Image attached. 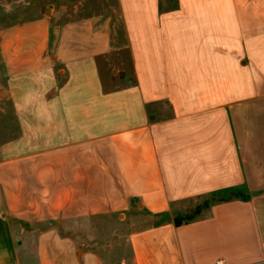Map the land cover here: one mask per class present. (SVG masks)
I'll list each match as a JSON object with an SVG mask.
<instances>
[{
    "label": "crops",
    "instance_id": "0c3cea01",
    "mask_svg": "<svg viewBox=\"0 0 264 264\" xmlns=\"http://www.w3.org/2000/svg\"><path fill=\"white\" fill-rule=\"evenodd\" d=\"M106 2L0 31L19 120L0 145V264H22L12 225L33 264H106L57 223L158 221L237 189L251 197L131 231L132 264H264V0Z\"/></svg>",
    "mask_w": 264,
    "mask_h": 264
},
{
    "label": "rangeland",
    "instance_id": "374dc122",
    "mask_svg": "<svg viewBox=\"0 0 264 264\" xmlns=\"http://www.w3.org/2000/svg\"><path fill=\"white\" fill-rule=\"evenodd\" d=\"M108 8L106 0H0V31L41 15L56 14L59 22H65L104 13ZM117 22L119 24V21ZM1 59L0 54V94L6 89V73L5 68L1 66ZM119 69L122 71V67ZM121 74L123 75V72ZM18 122L10 101L0 100V145L15 135ZM194 203L187 202L183 208L193 206ZM179 208L181 205L176 207L177 210ZM156 221L157 218L133 209L125 216L102 215L73 221L62 220L57 225L63 234L72 235L77 244L98 248L105 257L106 264H132L131 250L127 242L128 234ZM11 229L22 264H33L36 237L26 231H20L17 226L12 225Z\"/></svg>",
    "mask_w": 264,
    "mask_h": 264
},
{
    "label": "trees",
    "instance_id": "16d2710c",
    "mask_svg": "<svg viewBox=\"0 0 264 264\" xmlns=\"http://www.w3.org/2000/svg\"><path fill=\"white\" fill-rule=\"evenodd\" d=\"M250 197V194L245 193V191L241 189L233 190L231 193L227 194H209L198 196L195 198L194 205L190 206L193 210H190V207H187L182 208L181 210H173L171 213L168 212L158 215L159 218L156 224L164 223L169 220H172L178 226L187 224L203 217V214L208 212L211 206L216 203H221L231 199L248 200ZM172 213L173 217L171 219Z\"/></svg>",
    "mask_w": 264,
    "mask_h": 264
},
{
    "label": "built area",
    "instance_id": "2783aa9c",
    "mask_svg": "<svg viewBox=\"0 0 264 264\" xmlns=\"http://www.w3.org/2000/svg\"><path fill=\"white\" fill-rule=\"evenodd\" d=\"M217 264H222V262L221 261H218Z\"/></svg>",
    "mask_w": 264,
    "mask_h": 264
}]
</instances>
